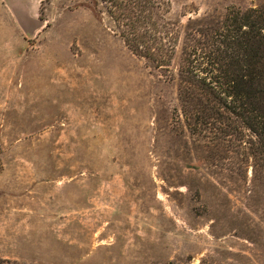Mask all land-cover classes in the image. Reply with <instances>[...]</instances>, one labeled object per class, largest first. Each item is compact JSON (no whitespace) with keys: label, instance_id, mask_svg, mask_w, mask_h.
<instances>
[{"label":"rangeland","instance_id":"rangeland-1","mask_svg":"<svg viewBox=\"0 0 264 264\" xmlns=\"http://www.w3.org/2000/svg\"><path fill=\"white\" fill-rule=\"evenodd\" d=\"M264 0H169L183 31ZM106 0H0V258L264 264V168L187 127L179 55L126 45Z\"/></svg>","mask_w":264,"mask_h":264},{"label":"trees","instance_id":"trees-1","mask_svg":"<svg viewBox=\"0 0 264 264\" xmlns=\"http://www.w3.org/2000/svg\"><path fill=\"white\" fill-rule=\"evenodd\" d=\"M106 1L133 53L158 68L179 55L178 98L188 129L246 154L255 171L264 168V2L231 7L183 31L167 17L169 0ZM0 264L21 263L0 258Z\"/></svg>","mask_w":264,"mask_h":264}]
</instances>
